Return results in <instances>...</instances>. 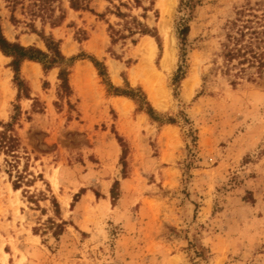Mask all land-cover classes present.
<instances>
[{
  "label": "rangeland",
  "instance_id": "obj_1",
  "mask_svg": "<svg viewBox=\"0 0 264 264\" xmlns=\"http://www.w3.org/2000/svg\"><path fill=\"white\" fill-rule=\"evenodd\" d=\"M248 4L264 10V0H88L79 10L0 0L8 40L45 50L43 35L79 55L69 89L58 67L24 60L19 90L0 51V130L11 122L19 140L15 163L0 153V264H264V75L234 76L221 54ZM145 36L156 48L147 58Z\"/></svg>",
  "mask_w": 264,
  "mask_h": 264
},
{
  "label": "trees",
  "instance_id": "obj_2",
  "mask_svg": "<svg viewBox=\"0 0 264 264\" xmlns=\"http://www.w3.org/2000/svg\"><path fill=\"white\" fill-rule=\"evenodd\" d=\"M71 8L75 10L88 9V0H68ZM181 6L192 7L191 0H180ZM256 5H259L257 2ZM120 13V12H119ZM229 29L225 35V40L222 45V57L226 64V70L235 68L234 76L248 74H257L258 76L264 75V10L258 12L254 6L248 4V6L241 7L236 10L235 17L229 21ZM139 32L149 33L146 29ZM188 32V25L183 23L179 28L178 35L181 40V44L184 45L185 36ZM43 39L45 50L35 45H22L18 41L8 40L2 31L0 24V51L5 56L11 58L9 65L14 73V81L20 90L21 80L18 76L20 64L24 60H32L39 62L44 71L49 70L52 67H58V79L60 80V87L64 90L69 89L68 74L69 67L79 57V55L66 57L60 50L59 41L52 37L41 36ZM182 53L184 47H181ZM87 58L93 63L94 67L98 70L101 76H105L103 64L96 58L87 56ZM184 76V70L181 64H179L173 80L178 81ZM114 94H121L131 97L133 96L117 87L112 86ZM142 109V108H141ZM145 112L154 120L157 117L154 116L153 109L148 104V108ZM14 118V116L12 117ZM172 122V120H170ZM12 123L7 122L3 124V129L0 130V153H4L6 156L12 157L15 163V157L18 158L17 148L19 140L14 133H11ZM118 141L122 145V138L117 135ZM124 150V149H123ZM122 150V152H123ZM122 159V157H121ZM6 160V159H5ZM7 161V160H6ZM9 166L16 169V180L13 182L15 188L19 187L20 179L23 177L15 164L8 162ZM124 163V162H122ZM117 180L114 181L111 188V196L113 195V188L116 186ZM57 207V202H54ZM53 223V222H52ZM64 223V222H63ZM57 227H62L60 224H56ZM58 233V232H56Z\"/></svg>",
  "mask_w": 264,
  "mask_h": 264
},
{
  "label": "bare ground",
  "instance_id": "obj_3",
  "mask_svg": "<svg viewBox=\"0 0 264 264\" xmlns=\"http://www.w3.org/2000/svg\"><path fill=\"white\" fill-rule=\"evenodd\" d=\"M140 48H141V52H142V55L145 56L146 58L149 56H153L154 54V51H155V42L154 40L149 37V36H145L144 39L142 40V42L139 44ZM2 56L1 52H0V57ZM168 56V52L165 53V58ZM168 59V58H167ZM146 60V59H144ZM148 63V62H147ZM150 63V62H149ZM90 68H92L91 65H89ZM139 67V66H138ZM137 67V68H138ZM140 68V67H139ZM142 68V66H141ZM85 70V69H84ZM131 79L133 82H135L138 78H139V72L138 74L137 73H131ZM113 80L114 82H118V78L116 76V70L113 71ZM144 86H145V89L147 90L148 92V95L150 97V99L152 100V102L159 106L161 103L159 102V99H158V94H157V90L155 89L154 86H152L149 82L147 81H144ZM118 108H120L121 106L117 105ZM121 109V108H120ZM17 192V190H15Z\"/></svg>",
  "mask_w": 264,
  "mask_h": 264
},
{
  "label": "crops",
  "instance_id": "obj_4",
  "mask_svg": "<svg viewBox=\"0 0 264 264\" xmlns=\"http://www.w3.org/2000/svg\"><path fill=\"white\" fill-rule=\"evenodd\" d=\"M88 62H90V63L92 64V66L94 67V65H93V63H92L91 61H88ZM88 62H87V63H88ZM117 76H118V78H119L120 80H119V82H117V83H114V82H113V84H114L115 86L120 87V86L123 84L124 79H123L122 75L119 73V71L117 72ZM111 79H112V78H111ZM125 79L127 80V83H129V85H132V83L130 82V80H129V82H128V79H127L126 77H125ZM113 97L116 98V99H120L122 102H127L126 99H122V98H128V96H126V95H121V94H115V95H113ZM128 99H129V98H128Z\"/></svg>",
  "mask_w": 264,
  "mask_h": 264
}]
</instances>
